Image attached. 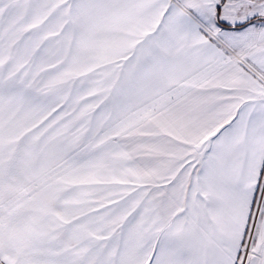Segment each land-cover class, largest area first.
<instances>
[{"label":"snow or ice","instance_id":"snow-or-ice-1","mask_svg":"<svg viewBox=\"0 0 264 264\" xmlns=\"http://www.w3.org/2000/svg\"><path fill=\"white\" fill-rule=\"evenodd\" d=\"M0 264H264V0H0Z\"/></svg>","mask_w":264,"mask_h":264}]
</instances>
